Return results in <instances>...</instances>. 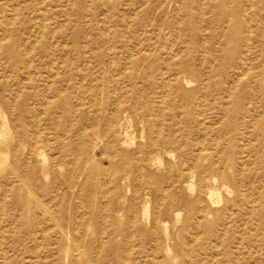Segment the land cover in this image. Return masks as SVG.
Instances as JSON below:
<instances>
[{
  "label": "rangeland",
  "instance_id": "rangeland-1",
  "mask_svg": "<svg viewBox=\"0 0 264 264\" xmlns=\"http://www.w3.org/2000/svg\"><path fill=\"white\" fill-rule=\"evenodd\" d=\"M254 2L0 0V264H264V164L224 159L264 121ZM225 174L257 233L177 207Z\"/></svg>",
  "mask_w": 264,
  "mask_h": 264
},
{
  "label": "bare ground",
  "instance_id": "bare-ground-1",
  "mask_svg": "<svg viewBox=\"0 0 264 264\" xmlns=\"http://www.w3.org/2000/svg\"><path fill=\"white\" fill-rule=\"evenodd\" d=\"M253 5L254 9L252 10V17L256 20H259L260 22L259 25L255 27L256 35L254 38L256 41L260 40L263 43L262 49L264 51V1L255 0ZM229 14L233 19L237 17V14L233 13L232 10ZM263 99L264 91L260 99L262 104ZM242 112L244 114H242L229 129L231 133H229L228 141L230 144H234V142H237L238 145L240 144L239 142H243L242 144L244 145V148L238 149L236 153L234 152V150H227L224 159L226 162L225 165L228 169L232 168L234 162H238L239 164L243 165L245 156L254 157V159L258 163L264 164V151H261L262 145H264V141L262 139V137H264V121H259V123H257L256 125V122L252 118L250 119L251 114H249L250 112L248 110ZM263 113L264 106L260 114ZM250 140H255L256 147H254L253 145H249ZM200 159V156L197 155L195 160L196 163ZM204 159L206 162H209V159L207 157H205ZM179 175L183 176V173L181 172L179 173ZM190 176L193 177V174H191ZM247 177L248 174H246L244 178L246 179ZM232 180H234L233 174H225L217 179L213 177L212 183L206 186L204 191L202 190L201 186L196 189L198 191V195L201 192H204V196L207 199L208 204L199 205V198L195 197V199L188 204L182 201L179 202L177 204V207L180 209H182L183 207L189 209V215H193L192 217L195 218V220H198V218L205 216V214L208 216H214L215 219H218L222 216L225 219L229 218L231 221L237 223L241 222L243 219H247L251 226H253L254 232L257 233L258 230L263 227L261 224V220L259 219L262 214L260 212H257L254 208H250L249 201L244 197H240L239 194H234L232 196L229 195L226 197H223L221 195L222 190H225L226 193H230L231 190L229 189L228 184ZM188 187L189 189H192L190 188V184L188 185ZM201 225L206 226L208 229L212 227V224H210V222H203ZM179 232L180 234L183 233V229L181 228ZM182 235L183 234H181L180 236ZM208 236L211 238L213 234L210 233ZM202 254L204 255V258L202 261H198V264H226L224 263V257L221 256V250H219L215 245H205Z\"/></svg>",
  "mask_w": 264,
  "mask_h": 264
}]
</instances>
